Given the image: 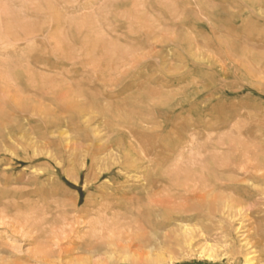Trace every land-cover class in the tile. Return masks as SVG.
<instances>
[{
	"label": "rangeland",
	"instance_id": "rangeland-1",
	"mask_svg": "<svg viewBox=\"0 0 264 264\" xmlns=\"http://www.w3.org/2000/svg\"><path fill=\"white\" fill-rule=\"evenodd\" d=\"M263 247L264 0H0V264Z\"/></svg>",
	"mask_w": 264,
	"mask_h": 264
},
{
	"label": "bare ground",
	"instance_id": "bare-ground-1",
	"mask_svg": "<svg viewBox=\"0 0 264 264\" xmlns=\"http://www.w3.org/2000/svg\"><path fill=\"white\" fill-rule=\"evenodd\" d=\"M64 136H66V135H64ZM97 139V138H96ZM102 140V139H101ZM61 141V140H60ZM87 141V140H86ZM97 141V140H96ZM99 141V140H98ZM240 141V140H239ZM242 141V140H241ZM68 142V141H67ZM100 142V141H99ZM90 143V142H89ZM97 143V142H96ZM239 143V142H238ZM62 145H63V143H61ZM60 144V145H61ZM66 145H69V144H66ZM74 145V144H73ZM72 145V146H73ZM211 145V144H210ZM215 145V144H214ZM222 145H224V144H222ZM222 145H219V146H222ZM64 146V145H63ZM62 146V147H63ZM70 146V145H69ZM90 146V145H89ZM96 146H98V145H96ZM225 146V145H224ZM68 147V146H67ZM73 147H75V146H73ZM72 147V148H73ZM101 147V146H100ZM211 147H212V145H211ZM71 148V149H72ZM89 148V147H88ZM97 148V147H96ZM109 148V147H108ZM206 148V147H205ZM243 148V147H242ZM65 149V148H64ZM68 149V148H67ZM110 149V148H109ZM213 149V148H212ZM216 149V148H215ZM66 150V149H65ZM70 150V149H69ZM74 150H75V148H74ZM101 150H102V147H101ZM116 150V149H115ZM68 151V150H67ZM72 151V150H71ZM86 151V150H85ZM89 151V150H88ZM95 151V150H94ZM73 153L75 152V151H72ZM83 152V151H82ZM99 152H101V151H99ZM107 152H108V150H107ZM111 152V151H110ZM93 153V152H92ZM92 153H90V154H92ZM96 153V152H95ZM109 153V152H108ZM214 153V152H213ZM65 154V153H64ZM72 153H70V155H71ZM89 154V155H90ZM149 154V153H148ZM207 154H209V152L207 153ZM74 155H77V154H74ZM96 155V154H95ZM150 155V154H149ZM110 156V155H109ZM147 156V155H146ZM210 156V155H209ZM211 156H213V155H211ZM35 157V156H34ZM38 157V156H37ZM71 157H73V156H71ZM114 157V156H113ZM118 157V156H117ZM255 157V156H254ZM52 158V157H51ZM83 158V157H82ZM94 158V157H93ZM99 158V157H98ZM97 158V159H98ZM128 158V157H127ZM126 157L124 158V160L126 161V159H127ZM145 158V157H144ZM256 158V157H255ZM254 158V159H255ZM150 159V158H149ZM212 159H213V157H212ZM214 159H216V157H214ZM213 159V160H214ZM54 160V159H53ZM84 160V161H83ZM82 161L84 162V166H85V164L87 163V160H88V157H87V154H86V156H85V158L83 159ZM91 160V159H90ZM95 160V159H94ZM104 160V159H103ZM123 160V159H122ZM153 160V159H152ZM165 160V159H164ZM188 160V159H187ZM99 161H101V160H99ZM105 161H107V160H104V163H105ZM112 161V160H111ZM131 161V160H130ZM138 161V160H137ZM157 161V160H156ZM160 161H161V159H160ZM163 161V160H162ZM215 161V160H214ZM231 162L232 161H234V158H232L231 160H230ZM229 161V162H230ZM139 162V161H138ZM147 162H148V160H147ZM154 162V161H153ZM210 162V161H209ZM102 163H103V161H102ZM101 163V164H102ZM110 163V162H109ZM115 163V162H114ZM124 163V162H123ZM126 163H127V161H126ZM129 163V162H128ZM127 163V164H128ZM156 163V162H155ZM181 163V162H180ZM159 164H160V162H159ZM177 164V163H176ZM90 165H91V163H90ZM114 165V164H113ZM125 165V164H124ZM130 166L132 165V164H129ZM152 165V164H151ZM155 165V164H154ZM175 165V164H174ZM186 165V164H185ZM194 165V164H193ZM205 165H206V163H205ZM232 165V164H227L225 167H230V166ZM81 166V165H80ZM93 167H94V165H92ZM98 165H96V167H97ZM146 166V165H145ZM176 166V165H175ZM209 166H210V168H209V171H208V169H207V173H204V172H200L199 173V177H198V180H196V181H198L199 183H201V185L204 187V188H206V187H208V186H210L212 183H213V181H212V179H211V175H210V169H212L213 168V166H212V163H209ZM208 166V167H209ZM90 167V166H89ZM92 167V168H93ZM132 167V166H131ZM156 167V166H155ZM192 167V166H191ZM64 168H66V167H64ZM63 168V169H64ZM81 168V167H80ZM101 168V167H100ZM135 168H136V166H135ZM161 168V167H160ZM106 169V168H105ZM104 169V170H105ZM123 169H126V168H123ZM188 169V168H187ZM192 169V168H191ZM98 169H96L95 171H97ZM132 170V169H131ZM147 170V169H146ZM189 170V169H188ZM118 171V170H117ZM125 171V170H124ZM184 171V170H183ZM206 171V170H205ZM88 172H89V170H88ZM127 172V171H126ZM148 172V171H147ZM150 172V171H149ZM152 172V171H151ZM176 172H177V170H176ZM182 172V171H181ZM185 172H186V170H185ZM189 172V171H188ZM65 173V172H64ZM153 173V172H152ZM159 173V172H158ZM160 173H161V170H160ZM187 173V172H186ZM95 174V173H94ZM99 174H100V172H99ZM162 174V173H161ZM160 174V175H161ZM183 174H185V173H183ZM73 175H74V172H73ZM89 174L87 173V176H88ZM147 175V174H146ZM171 175H172V173H171ZM65 176H66V174H65ZM78 176V175H77ZM86 176V175H85ZM83 177V178H85L86 179V177ZM96 175H94L93 177H95ZM98 176V175H97ZM151 176V175H150ZM150 176H149V178H150ZM186 176V175H185ZM67 177V176H66ZM69 177V176H68ZM146 177V176H145ZM162 177V176H161ZM139 178V177H138ZM168 178V177H167ZM84 179V180H85ZM95 179V178H94ZM93 179V180H94ZM146 179V178H145ZM223 180H225L224 178H222ZM89 180H90V178H89ZM96 180V179H95ZM181 180V179H180ZM106 181V180H105ZM157 181V180H156ZM155 181V182H156ZM163 181V180H162ZM87 182V181H86ZM92 182V181H91ZM117 182V181H116ZM54 183V182H53ZM88 183H89V181H88ZM167 184V183H166ZM177 185V184H176ZM175 185V186H176ZM183 187V186H182ZM105 188V187H104ZM203 189V188H202ZM186 191V190H185ZM108 192V191H107ZM187 192V191H186ZM146 193V192H145ZM189 194V193H188ZM193 194V193H192ZM108 195V194H107ZM165 198H167V197H165ZM228 199V198H227ZM196 200V199H195ZM199 200V199H198ZM216 200V199H215ZM218 200V199H217ZM197 201V200H196ZM211 201V200H210ZM227 201V200H226ZM78 202V201H77ZM194 202V201H193ZM212 202V201H211ZM228 202H233L232 200L231 201H228ZM150 203V202H149ZM62 204V203H61ZM150 204H152V203H150ZM226 204V203H225ZM225 204H222V208L221 209H219L218 210V212L219 213H221L222 212V214L224 213V211L225 210H227L228 209V205H225ZM232 204V203H231ZM166 206V205H165ZM191 207V206H190ZM214 207V206H213ZM213 207H211V208H213ZM218 207V206H217ZM192 208H193V206H192ZM163 209V208H162ZM187 209V208H186ZM8 210V209H7ZM193 210V209H192ZM167 211V210H166ZM184 211V210H183ZM182 211V212H183ZM197 212V211H196ZM196 212H194V213H196ZM216 214V213H215ZM28 215V214H27ZM26 220V219H25ZM26 222V221H25ZM34 230V229H33ZM185 230V229H184ZM237 230V229H236ZM191 232V231H190ZM239 232V231H238ZM186 236H187V234H186ZM185 237V236H184ZM241 237H243V241H246L247 242V240H248V237L246 236V235H244V234H242L241 235ZM189 238V237H188ZM191 239V238H190ZM188 241V240H187ZM190 241V240H189ZM242 241V242H243ZM241 242V243H242ZM250 242V241H249ZM246 243H244L243 245H244V247H246V245H245ZM247 244H249V243H247ZM248 246V245H247ZM252 246H253V244H252ZM251 246V247H252ZM257 246V245H256ZM264 248V247H263ZM209 251H210V249L208 248V247H206V248H204L203 249V251H202V253H204V256H206L207 257V259H211L212 257H211V255L209 254ZM248 252V251H247ZM251 255H253V254H251ZM41 257V256H40ZM253 259L254 258H249V255H247V256H245V259H243L244 261H245V264H253ZM255 264V263H254Z\"/></svg>",
	"mask_w": 264,
	"mask_h": 264
}]
</instances>
